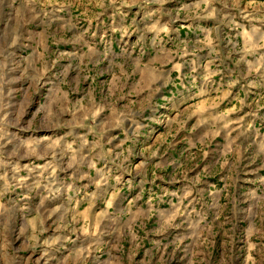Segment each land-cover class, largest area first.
Listing matches in <instances>:
<instances>
[{
	"label": "rangeland",
	"instance_id": "rangeland-1",
	"mask_svg": "<svg viewBox=\"0 0 264 264\" xmlns=\"http://www.w3.org/2000/svg\"><path fill=\"white\" fill-rule=\"evenodd\" d=\"M202 88L254 104L186 149ZM150 91L160 133L110 135L96 176L83 128ZM263 105L264 0H0V264H264Z\"/></svg>",
	"mask_w": 264,
	"mask_h": 264
},
{
	"label": "crops",
	"instance_id": "crops-1",
	"mask_svg": "<svg viewBox=\"0 0 264 264\" xmlns=\"http://www.w3.org/2000/svg\"><path fill=\"white\" fill-rule=\"evenodd\" d=\"M155 62L157 60H154ZM209 62V61H207ZM169 65V64H167ZM210 65H212L210 62L205 65V68L209 67ZM172 68L169 67V69H162V73H166L169 74L170 72H172ZM169 72V73H167ZM172 74H174L176 76V73L173 72ZM233 78L235 77H230V78H223L219 75V71H217L216 76L214 77H207L204 81H199L198 78H196L195 76V80L194 82L197 84H201V85H207L209 83L211 84H223V83H229L231 80H233ZM179 79V78H178ZM177 79V80H178ZM185 79V78H184ZM199 81V82H198ZM208 81V82H206ZM184 81H180V82H176L175 83V87L178 89V91H181L180 89V84H183ZM208 90V88H206ZM203 90V94H197L192 101L194 100H199L198 104L201 103L202 106H204L203 110L201 112H204L205 114L211 116V119L205 121L202 123L203 128H200V135L198 134V136L196 138L195 137V133L193 131V129L198 132L197 126H201L200 124H197L196 128L195 126L193 127V129L190 130V133H192V135H189L187 133L188 129H184L183 134H184V143L185 145H187L186 149H205V147L207 146L208 143H212L214 141L222 142L224 141V137H226V135L224 134L226 132V126L228 125V121L225 120L224 115L226 114H230L233 111L236 112H241L242 109L244 112H246L247 114H250L251 112H249L250 110V106H252L254 104V100L252 99V97H250L248 100H250L248 102V106L246 107V105H244V101L239 99V90H237V92L239 93H233L231 96H229V94H220V90H211V91H207V90ZM149 93H154L153 91L150 92H143L142 94H140V96H133V98H126V107H128V103L131 102L132 104L137 105L138 107H142V110H139L135 113H128V110L125 111H121L120 113V121H116V126L111 127L108 129V117H106V121L105 122H99L98 120V124H96L95 126H89L88 128H83L85 129L84 131L86 132V134L89 136V138H92V142L90 143V150L94 152L95 155V160H94V164L96 165V167L94 168L95 170V175L96 176H108V137H110V135L115 134L117 139L121 141L122 143H125L123 140L125 139L126 141V137H124V133L129 131V126L130 125H139L141 126V130H146V133L148 134H143L142 138L146 139V142L149 141L150 139V135H154V134H158L160 133L161 129L156 126L157 123V115H158V107H160L159 103L160 100L157 98L155 99V101L153 103H151L152 101L149 100L147 106L149 107V110H145L144 109V102L146 101V94ZM174 97H179V94H173ZM174 101V100H172ZM185 102H181L183 103H190L189 101L184 100ZM175 102V101H174ZM197 104V103H196ZM185 105V104H184ZM176 104L172 105V109H177L176 108ZM253 107V106H252ZM148 108V107H147ZM264 108V105H263ZM152 110V111H151ZM161 112V111H160ZM164 113V112H163ZM173 117V115H170V119ZM214 118V119H213ZM201 131H203V133H201ZM215 134V137L211 140H208L209 137H212V135ZM188 135V136H187ZM200 137V138H199ZM216 139V140H214ZM177 142H170L169 144H167L168 147V151H167V156H168V160L171 162H174L177 160ZM180 145H183L180 143ZM213 145H215V142L213 143ZM127 146V145H126ZM184 146V145H183ZM185 148V147H184ZM111 150V149H110ZM128 158L133 159V156L131 154H128ZM159 161V158L157 159ZM97 166H104L102 168H99ZM258 176H260L258 174ZM125 177V176H124ZM132 179H129L126 182H131ZM142 182V181H140ZM218 185V181H215ZM171 182H169V188H171ZM126 185L123 184V188L125 189ZM158 186H156V189ZM213 187V186H212ZM175 186H172V190L175 191ZM130 189V188H129ZM138 189L140 190V193L143 192V189L141 187H132L129 191H133V192H137ZM94 206L90 205V209H94Z\"/></svg>",
	"mask_w": 264,
	"mask_h": 264
}]
</instances>
